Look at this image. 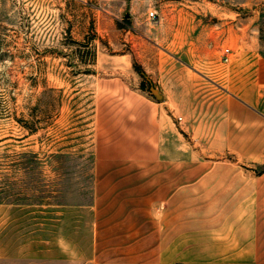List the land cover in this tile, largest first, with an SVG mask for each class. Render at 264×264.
Segmentation results:
<instances>
[{"label":"rangeland","instance_id":"rangeland-1","mask_svg":"<svg viewBox=\"0 0 264 264\" xmlns=\"http://www.w3.org/2000/svg\"><path fill=\"white\" fill-rule=\"evenodd\" d=\"M202 31L204 57L219 64L244 43L264 57V0H0V231L75 264H264V158L230 149L214 160L234 166L245 189L233 206L180 207L178 252L147 255L145 239L126 248L129 239L99 234L98 217L121 212L123 197L100 187L94 168L146 176L153 128L166 118L152 92L200 56ZM173 113L185 128L200 111ZM221 227L229 254L224 240L211 243Z\"/></svg>","mask_w":264,"mask_h":264},{"label":"crops","instance_id":"crops-1","mask_svg":"<svg viewBox=\"0 0 264 264\" xmlns=\"http://www.w3.org/2000/svg\"><path fill=\"white\" fill-rule=\"evenodd\" d=\"M203 36L202 31L196 39L200 56L182 61L190 68L169 69L161 76L167 79L161 95L166 118L164 125L153 128L146 176L127 166L94 168L97 184L105 190H120L123 197L121 212L107 211L98 217L103 223L99 234L129 239L126 248L145 239L141 252L147 255L178 252L172 247L180 246L187 226L180 207L237 204L245 187L242 181L236 184V168L214 159L229 149L230 157L238 160L264 158V57L255 46L244 43L231 51L227 63L219 64L218 59L204 57L211 42ZM178 110L200 113L193 125L184 128L171 119ZM186 134L208 143L209 148H188ZM136 154V158L144 156L140 151ZM213 220L210 217L205 224L213 227ZM211 238H216L211 241L215 245L224 240L219 251L230 253V236L222 227ZM0 264H75V260L60 256L58 247L37 246L2 230Z\"/></svg>","mask_w":264,"mask_h":264},{"label":"built area","instance_id":"built-area-1","mask_svg":"<svg viewBox=\"0 0 264 264\" xmlns=\"http://www.w3.org/2000/svg\"><path fill=\"white\" fill-rule=\"evenodd\" d=\"M150 17H154V13H150ZM231 57V50L229 48H225L222 51V62L227 63Z\"/></svg>","mask_w":264,"mask_h":264},{"label":"water","instance_id":"water-1","mask_svg":"<svg viewBox=\"0 0 264 264\" xmlns=\"http://www.w3.org/2000/svg\"><path fill=\"white\" fill-rule=\"evenodd\" d=\"M152 93L155 96L156 100L160 101L162 99V96L158 92L153 91Z\"/></svg>","mask_w":264,"mask_h":264}]
</instances>
